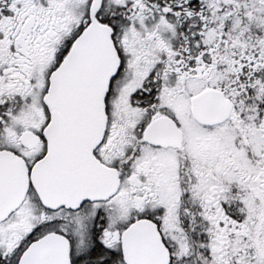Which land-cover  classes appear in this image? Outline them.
Wrapping results in <instances>:
<instances>
[{"label":"snow or ice","instance_id":"snow-or-ice-1","mask_svg":"<svg viewBox=\"0 0 264 264\" xmlns=\"http://www.w3.org/2000/svg\"><path fill=\"white\" fill-rule=\"evenodd\" d=\"M0 264H264V0H0Z\"/></svg>","mask_w":264,"mask_h":264}]
</instances>
